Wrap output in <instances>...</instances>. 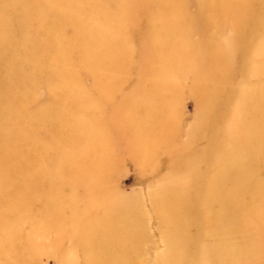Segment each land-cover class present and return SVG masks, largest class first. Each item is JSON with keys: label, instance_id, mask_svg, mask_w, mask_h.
Returning <instances> with one entry per match:
<instances>
[{"label": "rangeland", "instance_id": "obj_1", "mask_svg": "<svg viewBox=\"0 0 264 264\" xmlns=\"http://www.w3.org/2000/svg\"><path fill=\"white\" fill-rule=\"evenodd\" d=\"M0 83V264H264V0H0Z\"/></svg>", "mask_w": 264, "mask_h": 264}, {"label": "bare ground", "instance_id": "obj_2", "mask_svg": "<svg viewBox=\"0 0 264 264\" xmlns=\"http://www.w3.org/2000/svg\"><path fill=\"white\" fill-rule=\"evenodd\" d=\"M134 7V6H133ZM214 7V6H213ZM174 9L176 8V6H174L173 7ZM206 12H208V10L206 11ZM211 13H213V12H211ZM214 19V18H213ZM224 19V18H223ZM226 19V18H225ZM179 21V20H178ZM180 22V21H179ZM232 22V21H231ZM83 23H84V21H83ZM224 23V22H223ZM57 25V24H56ZM95 26V25H94ZM222 26V25H221ZM215 27V26H214ZM103 28H101V30H102ZM104 30V29H103ZM231 38V37H230ZM179 40L178 39H174L173 41H169V43H176V42H178ZM244 42V41H243ZM227 43H229V42H227ZM244 44V43H243ZM196 41H194V40H190L189 41V43L188 42H186V49L185 50H187L186 51V54L187 55H191V52H193L192 51V49H193V47H195V48H198V47H196ZM160 46H163L162 44H160ZM258 46V45H257ZM5 47V46H4ZM219 49V48H218ZM8 51V50H7ZM116 58V57H115ZM193 59V58H192ZM93 60H94V63L96 64V65H98V66H100V61H102L101 60V57L99 56V55H96L95 54V56L93 57ZM191 62V61H190ZM189 62V63H190ZM198 62V60H195V61H193V63H192V67L194 66V64H196ZM208 62V61H207ZM206 63V62H205ZM103 66H102V68L106 71V72H108V71H111L112 69L111 68H113V63L112 62H108L107 61V59L106 58H104V60L102 61V63H101ZM255 66V65H254ZM254 68V67H253ZM148 71L149 70H147V71H144L143 72V74H142V77H141V81H144V79L147 77V76H145V75H147V74H149L148 73ZM214 72V71H213ZM257 72V71H256ZM259 73V72H258ZM262 74H263V71H262ZM172 81H174V78H173V80ZM115 82H114V80H109V82L107 83V88H106V95H109L111 92H114L118 87L116 86V88H114L115 86H112L113 84H114ZM222 83V82H221ZM1 84V83H0ZM80 85V84H79ZM74 86V85H73ZM76 88V87H75ZM78 88V87H77ZM144 89V85L143 84H141L140 85V90H138L137 92H136V97H138V96H140L141 95V93H142V90ZM249 90V89H248ZM249 91H251V90H249ZM262 91L264 92V87H262ZM248 92V91H247ZM246 92V93H247ZM257 94V93H256ZM262 94H264V93H262ZM89 95V94H88ZM241 95V94H240ZM258 99H261V98H264V95H261L260 97L258 96L257 97ZM256 98V99H257ZM1 100V99H0ZM255 100V99H254ZM264 100V99H263ZM129 101H125L122 105H121V107L122 108H130V109H132L133 107H131L130 106V104L128 103ZM217 102V101H216ZM242 102V101H241ZM243 102H244V105H245V107H248V111H250V113H252V115H251V121L252 122H250L251 124L249 125V128L251 129L250 131H249V134L251 133V132H253L254 131V133L251 135V136H249L248 137V139H251V142L252 141H254V140H256V137L258 138V137H261V138H263L264 139V116H262V118H260V116L261 115H263L262 113H263V110H262V107H261V104L259 103V102H256V103H251V101H250V103H249V100H248V98L247 97H244V100H243ZM215 105V104H214ZM159 111H161V109L159 110ZM243 112V111H242ZM49 114H51V112H48ZM236 113V112H235ZM258 115H260L259 116V118H257L258 117ZM52 117H54V114H51V118ZM255 117V119H253ZM55 118V117H54ZM133 119H135V118H133ZM138 119V118H137ZM139 120V119H138ZM135 121H136V119H135ZM207 121V120H206ZM131 122H133V121H131V118H129V123H131ZM104 124V123H103ZM253 130V131H252ZM235 131V130H234ZM146 132L144 133V135H142V137H141V139L143 140V138H146ZM229 136V135H228ZM191 136H189V138H190ZM251 137V138H250ZM255 137V139H252V138H254ZM240 138H242V137H240ZM239 138V139H240ZM244 140V139H243ZM242 141V140H241ZM239 152H242V151H239ZM246 156V155H245ZM230 163V162H229ZM229 163H227L226 164V171H223L225 174L226 173H228V171H230L231 170V167L232 166H227ZM225 164V163H224ZM248 168V167H247ZM224 169V168H223ZM248 170V169H247ZM175 173H177V172H175ZM220 176H222V175H220ZM224 181V180H223ZM221 184V183H220ZM212 189V188H211ZM259 189H260V186H259ZM216 191H217V189H216ZM211 192H212V190H211ZM207 194H210V192L209 193H207ZM206 194V195H207ZM212 194H215V196H213V195H211V197H214V199L215 200H217L219 203H220V205L222 204V207L224 206V203L225 204H230V200H231V197H232V194L231 193H229V192H226V193H223L222 191H217L216 193H212ZM205 198H207L206 196H205ZM212 199V198H211ZM232 203H233V201H232ZM227 205V206H228ZM234 206H235V204H234ZM229 211V210H228ZM106 213H107V216L106 217H104L106 220H109V219H112V215H113V213H110V207L109 208H107L106 209ZM214 214V213H213ZM233 224V223H232ZM114 225H112V228L111 229H114ZM232 231V230H231ZM193 235V234H192ZM191 235V236H192ZM197 235V234H196ZM221 235V234H220ZM231 243H232V241H231ZM231 259H233V258H231ZM234 260V259H233ZM92 261H93V259H92Z\"/></svg>", "mask_w": 264, "mask_h": 264}]
</instances>
